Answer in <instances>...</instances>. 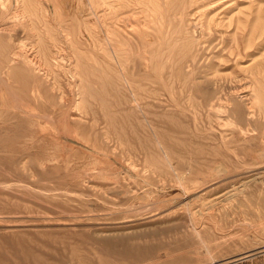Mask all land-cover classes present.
Masks as SVG:
<instances>
[{"label":"rangeland","instance_id":"374dc122","mask_svg":"<svg viewBox=\"0 0 264 264\" xmlns=\"http://www.w3.org/2000/svg\"><path fill=\"white\" fill-rule=\"evenodd\" d=\"M0 264H264V0H0Z\"/></svg>","mask_w":264,"mask_h":264},{"label":"bare ground","instance_id":"6f19581e","mask_svg":"<svg viewBox=\"0 0 264 264\" xmlns=\"http://www.w3.org/2000/svg\"><path fill=\"white\" fill-rule=\"evenodd\" d=\"M245 257H247V256H243V257H241V258H245ZM240 258V259H241ZM236 260H239V259H236ZM236 260H228V262H225V263H231V262H234V261H236Z\"/></svg>","mask_w":264,"mask_h":264}]
</instances>
